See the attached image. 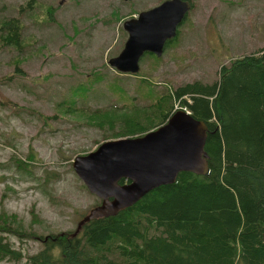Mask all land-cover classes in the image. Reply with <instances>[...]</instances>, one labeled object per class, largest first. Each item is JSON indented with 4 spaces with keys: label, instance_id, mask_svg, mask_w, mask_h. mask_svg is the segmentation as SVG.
Here are the masks:
<instances>
[{
    "label": "trees",
    "instance_id": "16d2710c",
    "mask_svg": "<svg viewBox=\"0 0 264 264\" xmlns=\"http://www.w3.org/2000/svg\"><path fill=\"white\" fill-rule=\"evenodd\" d=\"M35 1L28 0L17 11L33 8ZM23 25L16 17L0 22V50L14 56L15 64L25 55L43 51L42 46L34 47L35 41L22 43ZM171 42L163 52L175 44ZM105 66L76 73L84 77L79 83L73 81L67 95L61 92L59 110L83 117L88 128L100 130V140L93 141L97 148L108 139L143 136L165 124L175 108H185L208 127L207 173H180L174 184L156 188L114 217L84 224L77 235H73L77 224L66 232L38 234L34 225L43 221L34 207L27 227L18 215L2 209L0 262L22 261L21 252L9 241L16 237L39 246L24 264H264V48L257 55L232 60L227 68L222 66L211 85L193 81L182 87L168 88L166 83L151 88V78L115 70L110 78L101 72ZM20 71L16 65L15 72ZM125 76L133 79L132 94L121 87ZM105 79L107 106L92 109L91 99L101 98L94 95L97 83ZM40 117L45 124L48 116ZM11 160L15 170L27 176H33L34 163L42 164L34 152L24 158L12 154ZM67 160L72 172V158ZM43 176L40 186L52 189L54 172L45 170ZM81 189L87 194L83 185Z\"/></svg>",
    "mask_w": 264,
    "mask_h": 264
},
{
    "label": "rangeland",
    "instance_id": "374dc122",
    "mask_svg": "<svg viewBox=\"0 0 264 264\" xmlns=\"http://www.w3.org/2000/svg\"><path fill=\"white\" fill-rule=\"evenodd\" d=\"M163 1L36 0L33 8L20 13L18 7L28 0H0V22L16 17L25 26L22 43L35 41V48L45 50L44 54L25 55L19 64L14 63V56L0 50V212L15 213L27 227L34 207L43 221L34 229L48 235L75 228L80 214L97 202L81 189L67 158L71 157L72 163L82 151H94L93 141L100 140L102 132L88 128L83 117L65 115L56 105L63 99L61 92L67 95L73 81L81 82L84 75L76 74L80 71L106 65L101 72L111 78L115 73L107 62L119 55L127 40L123 23L138 19ZM190 1L193 10L180 24V35L166 40L175 43L171 49L162 56H141L138 60L137 74L148 81L151 78V88L166 83L168 88L182 87L193 81L211 85L222 66L227 68L232 60L257 55L264 48V0ZM156 57L162 66L157 65ZM16 65L20 72H15ZM125 77L121 87L132 94L133 79ZM103 82L97 83L94 95L101 98L91 99L92 109L107 106V79ZM40 116H48L45 124ZM31 152L42 164H33V176L21 175L10 157L24 158ZM7 162L9 168L5 169ZM45 170L54 172L50 190L40 186ZM9 239L22 254L19 264L39 251L33 241ZM0 264L13 263L5 260Z\"/></svg>",
    "mask_w": 264,
    "mask_h": 264
},
{
    "label": "water",
    "instance_id": "95a60500",
    "mask_svg": "<svg viewBox=\"0 0 264 264\" xmlns=\"http://www.w3.org/2000/svg\"><path fill=\"white\" fill-rule=\"evenodd\" d=\"M190 6L184 0H168L141 13L138 19L126 21L124 48L108 65L123 74H137L140 57L144 53L161 56L164 44L177 35ZM208 133L203 121L177 110L165 124L144 136L107 141L95 151L75 157V174L102 204L78 223L73 235L91 220L114 217L156 188L174 184L180 173L205 175ZM121 180L126 184L118 185Z\"/></svg>",
    "mask_w": 264,
    "mask_h": 264
},
{
    "label": "bare ground",
    "instance_id": "6f19581e",
    "mask_svg": "<svg viewBox=\"0 0 264 264\" xmlns=\"http://www.w3.org/2000/svg\"><path fill=\"white\" fill-rule=\"evenodd\" d=\"M154 57V56H153ZM156 62V61H155Z\"/></svg>",
    "mask_w": 264,
    "mask_h": 264
}]
</instances>
